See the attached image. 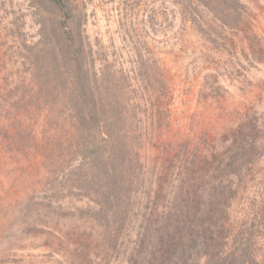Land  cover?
Masks as SVG:
<instances>
[{"label":"rangeland","instance_id":"obj_1","mask_svg":"<svg viewBox=\"0 0 264 264\" xmlns=\"http://www.w3.org/2000/svg\"><path fill=\"white\" fill-rule=\"evenodd\" d=\"M78 1L87 13L95 68L118 72L116 84L128 103L125 165L136 181L129 192L133 209L112 241L91 201L102 195L91 190L88 198L72 186L93 158L74 141L68 146L73 131L61 120L49 121L55 117L49 104L29 98L25 46L38 39L37 26L26 0H0V264L148 263L151 248L145 252L144 246L151 240L158 248L166 234L162 225L172 229L180 213L175 204L179 188L189 184L193 151L211 162L212 154L239 142L253 156L264 153V0H234L233 10L217 12L221 20L203 11L215 42L169 0ZM79 164L81 171L75 170ZM243 165L241 186L258 197L264 155ZM207 168L216 187L225 174L238 183L237 165L218 161ZM258 247L263 253L264 245Z\"/></svg>","mask_w":264,"mask_h":264},{"label":"trees","instance_id":"obj_2","mask_svg":"<svg viewBox=\"0 0 264 264\" xmlns=\"http://www.w3.org/2000/svg\"><path fill=\"white\" fill-rule=\"evenodd\" d=\"M26 1L38 36L25 46L32 75L29 98L49 104L48 109L55 112V117L48 120H61V127L68 126L73 131L68 146L74 141L76 150L93 158L86 173H78L72 186L85 190L81 194L88 198L92 196L91 190L102 195L91 201L109 229L108 238L114 241L116 237L111 234L121 228L125 212L133 209L129 192L136 182L131 168L125 165L131 152L129 131L125 128L128 103L122 101L116 84L118 72H112L109 65L95 68L93 46L86 33L87 13L78 0ZM169 1L174 11L208 42H215L210 36L214 31L211 23L204 20L203 11L221 20L217 12L233 10L231 3H234V0ZM48 21L51 34L47 32ZM238 145L223 152V158L222 154H212V162L199 151L192 152L189 184L179 188L181 200L175 204L182 218L178 214L180 217L172 220V229L167 222L162 225L166 234L160 238L158 248L149 245L151 240L144 246L145 252L151 248L150 259L144 264H264V252L259 253L262 251L258 247L259 242L264 245V193L252 197L248 187L241 186L248 170L241 173L243 164L257 161L264 153L260 151L253 156L241 142ZM218 161L229 167L237 165L238 183L233 184L225 174L218 187L211 184L213 175L207 166H215ZM82 167L79 164L75 170L81 171ZM75 172H69L72 178ZM52 190L58 191L54 186ZM224 190L230 197L223 194ZM231 206L235 211L232 214ZM144 240L142 237L140 242Z\"/></svg>","mask_w":264,"mask_h":264}]
</instances>
